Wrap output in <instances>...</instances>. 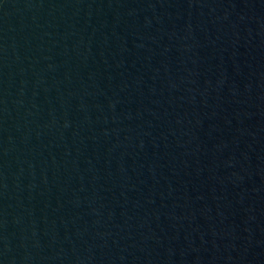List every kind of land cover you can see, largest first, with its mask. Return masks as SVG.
<instances>
[{
    "label": "water",
    "instance_id": "water-1",
    "mask_svg": "<svg viewBox=\"0 0 264 264\" xmlns=\"http://www.w3.org/2000/svg\"><path fill=\"white\" fill-rule=\"evenodd\" d=\"M0 264H264V0H0Z\"/></svg>",
    "mask_w": 264,
    "mask_h": 264
}]
</instances>
